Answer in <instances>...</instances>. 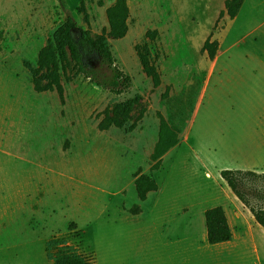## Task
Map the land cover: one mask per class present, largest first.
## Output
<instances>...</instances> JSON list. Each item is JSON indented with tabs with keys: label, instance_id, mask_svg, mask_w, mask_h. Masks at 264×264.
<instances>
[{
	"label": "rangeland",
	"instance_id": "1",
	"mask_svg": "<svg viewBox=\"0 0 264 264\" xmlns=\"http://www.w3.org/2000/svg\"><path fill=\"white\" fill-rule=\"evenodd\" d=\"M99 1L0 0V264H53L47 243L54 238L90 264H264V229L220 175L264 174V0L257 12L246 7L239 19L218 23L225 0H128V33L109 40L131 77L127 91L115 94L82 75L63 78V103L55 91H34L23 60L35 63L68 17L96 35L108 29L114 0ZM210 34L219 41L214 60L202 51ZM139 44L156 59L157 88L142 70ZM87 60L102 69L97 57ZM167 85L172 96L193 85V105L179 143L151 172L157 112L169 118L161 98ZM135 96L145 111L133 127L98 129L106 107ZM139 169L159 185L145 201L134 185ZM246 185L252 205L264 207V193L251 191H264V178ZM136 204L142 212L130 213ZM218 205L244 227L231 245L203 240L202 223L195 232L182 224L183 240L165 239L177 220L200 221Z\"/></svg>",
	"mask_w": 264,
	"mask_h": 264
},
{
	"label": "trees",
	"instance_id": "2",
	"mask_svg": "<svg viewBox=\"0 0 264 264\" xmlns=\"http://www.w3.org/2000/svg\"><path fill=\"white\" fill-rule=\"evenodd\" d=\"M245 0H225L224 8L220 11L219 20L225 15L235 18ZM99 4H103L100 0ZM85 1H81V9ZM130 7L128 0H114L106 8L108 29H104L101 34H93L90 29L79 27L76 22L68 17L48 39L46 45L38 53L35 63L24 59L23 65L28 70L33 84V89L37 93L57 92L61 102H64L63 78L71 80L75 75H82L98 86L108 89L115 94H121L131 87V77L118 66L113 56L110 39H122L129 30ZM217 23L215 26H217ZM158 31H148L146 37L154 40ZM219 49V41L212 39V34L205 40L202 51L207 53L211 60H214ZM143 72L151 78L155 88L162 83V75L156 65V59L150 54L147 45H136ZM98 58L102 69H96L89 57ZM105 67L109 69L106 73ZM75 71L72 75L71 72ZM172 85H167L161 98L165 101L169 110V118H166L160 111L157 112L159 118L158 139L150 154L152 165L151 172L159 170L162 166L163 157L179 141V135L187 120V110L192 107V96L195 87L184 89L177 96L171 95ZM142 97L135 96L124 101L113 103L105 108L98 123L100 131H106L112 127L122 128L127 122L134 121L132 127L143 116L145 108L142 107ZM222 179L227 183L236 198L248 207L255 217V220L264 229V207H255L247 193L246 183L258 178H264L253 170H231L223 169L220 172ZM137 197L140 201H145L148 194L157 191L159 185L152 174L142 173L141 169L135 175L134 181ZM255 194L263 195V190L252 188ZM132 214L142 212L139 204L129 209ZM205 224L207 229V240L210 244H219L233 239V231L230 226L227 214L223 206H214L205 211ZM57 246L58 249L52 252L51 249ZM47 257L53 264H90L85 255L77 248L64 244L62 240L54 238L47 243Z\"/></svg>",
	"mask_w": 264,
	"mask_h": 264
},
{
	"label": "crops",
	"instance_id": "3",
	"mask_svg": "<svg viewBox=\"0 0 264 264\" xmlns=\"http://www.w3.org/2000/svg\"><path fill=\"white\" fill-rule=\"evenodd\" d=\"M250 2V3H249ZM246 7H249V8H251V9H254L255 10V12H257V9L259 8V3H258V0H245L244 1V3H243V5H242V7H241V9H240V12L238 13V15L234 18L235 20H237V19H239L240 17H242V15H243V12H244V10L246 9ZM169 153V152H168ZM165 155H167V154H165ZM236 197V196H235ZM219 206V205H218ZM220 206H222V205H220ZM213 207V206H212ZM224 209H225V212H226V214H227V217H228V220H229V223H230V226H231V228H232V231H233V239L231 240V241H227V242H224V243H220V246L223 244V245H231L235 240H236V232H237V230H238V232H240V231H242L243 230V225L241 224V221L240 220H238V228L236 229L232 224H231V222H230V219H229V216H228V213H227V210H226V208L225 207H223ZM207 209H205V211H206ZM205 211L204 212H202V214H201V216H200V221L199 220H197V219H195V217L193 216H191V220H189V221H187L186 220V222L184 221V219H180V220H177L175 223L176 224H174V225H171V228H167V229H165V230H172L171 232H166V234H167V236L165 235V239L166 240H169L170 239V237L171 238H174V239H177V240H180V237H182V239L181 240H183V237H184V235L186 236V232L185 233H180V226L182 225V224H184V223H187V224H189V228L187 229V231H192V232H195V229H196V224L197 223H202V225H203V240H207V229H206V224H205ZM183 213V216H181V217H185V216H188V214H186L185 215V213L186 212H182ZM192 218H194V219H192ZM154 225L156 226V227H158L157 226V223L155 222L154 223ZM240 235H242L241 236V239H239V240H241V242L240 243H242L243 241H244V235H243V233H241ZM206 236V237H205ZM208 241V240H207Z\"/></svg>",
	"mask_w": 264,
	"mask_h": 264
}]
</instances>
